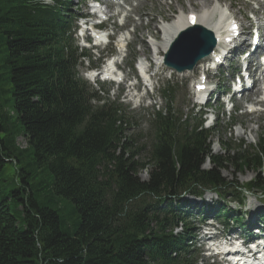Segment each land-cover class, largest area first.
Masks as SVG:
<instances>
[{
  "label": "trees",
  "instance_id": "16d2710c",
  "mask_svg": "<svg viewBox=\"0 0 264 264\" xmlns=\"http://www.w3.org/2000/svg\"><path fill=\"white\" fill-rule=\"evenodd\" d=\"M55 1L0 0V264H193L185 234L173 232L179 214L163 200L225 187L229 165L257 171L246 187L264 191V131L212 154V132L167 108L150 119L142 154L121 104H94L77 77L83 54Z\"/></svg>",
  "mask_w": 264,
  "mask_h": 264
},
{
  "label": "rangeland",
  "instance_id": "374dc122",
  "mask_svg": "<svg viewBox=\"0 0 264 264\" xmlns=\"http://www.w3.org/2000/svg\"><path fill=\"white\" fill-rule=\"evenodd\" d=\"M132 0H122V3L124 5H129ZM215 2H221V11L226 13L224 14L225 19H227L229 16H233L237 19H241L244 21V15L246 14V11L248 9L252 10L255 5L253 4H246L243 5L244 0H141L138 3L137 7V13L138 15L133 14V17L125 18L124 23H126V26L129 25L133 32H130V42L131 46L129 49V53L127 55V69H125V73L127 75H130V73L133 71L134 68L130 66V63L134 56H141V55H148V52L157 46L160 47V49L163 51V44L168 39L172 26H177L181 21L185 19L186 13L192 11L195 12L196 15L201 16L199 19L205 20V23H211L210 20H213V18H203L211 16V6H214ZM80 3V2H79ZM79 3L74 2L73 5L69 6L70 9L75 10L81 9V6ZM82 3V2H81ZM200 3V5H197ZM223 3V4H222ZM211 4V5H210ZM217 5V4H216ZM231 7V10L228 11V8ZM113 9H118L120 11H125L124 7L121 5L115 6ZM87 12L86 9L79 10L78 13H85ZM248 12V11H247ZM148 13V14H147ZM177 13V14H176ZM177 18H173L174 15H178ZM155 16L153 21L148 18L147 16ZM183 15V16H182ZM203 16V17H202ZM248 16V14H247ZM163 19L171 20L166 27L160 29V35L163 39L159 38H153V36H156L158 34V27L161 24V21ZM207 21V22H206ZM120 22H123L122 18L120 19ZM246 24V23H245ZM244 24V25H245ZM125 26V27H126ZM168 36H167V35ZM165 40V41H164ZM161 54L159 50L158 56ZM154 57V54H152ZM161 60V57L157 58L155 57V63ZM93 62V61H92ZM90 62V63H92ZM87 61H83L82 66L79 68V72L82 75L84 70V67L87 65ZM202 63V62H201ZM125 65V66H126ZM158 65V64H157ZM201 65V64H200ZM131 68H130V67ZM83 67V68H82ZM200 67V66H199ZM196 67L195 69H197ZM166 72V75L169 76V71L167 69L164 70ZM188 73V72H184ZM195 74L188 73V74H172V84L175 85L178 84V87H175V89L180 88L181 93L178 96L177 104L178 106H182V113H188L190 112L189 109H191L194 99L192 98V95L190 93L192 87L191 82H189V79L195 78L193 77ZM83 76V75H82ZM183 76L187 77L184 78ZM91 86L94 90H98L97 88L103 89L99 84L95 85L91 83ZM110 86L106 85L105 89H109ZM116 87L113 86V90L115 91ZM126 87L124 88V93H127L128 98H121L119 101H124V106L126 107L127 112L126 115L129 118V128L127 131V134L133 135L136 137L138 143L145 144L144 150L142 151V154H146L148 150V146L146 143L145 138L141 136V134L145 135V132L148 129V123H147V116L148 114L154 109H160L165 105V101L163 99L157 98L155 102L153 103V100H148L147 95L144 96L141 93L136 94V96H132V92L125 91ZM104 92H100L99 96L105 100L113 99V95L111 96L108 94V96L103 94ZM190 93V94H189ZM129 99L132 100V102L129 101ZM145 100L147 102H145ZM139 101V102H138ZM144 104L146 105V109H134L135 106L138 104ZM243 102H241V105ZM192 110V109H191ZM8 111H11V108L8 107ZM193 113L195 111L192 110ZM234 120L236 123V126H234L231 130L227 128L228 123ZM216 121H214L215 123ZM211 116H208V119L205 123V126L212 125L211 124ZM204 125V124H203ZM264 131V112H258L256 114H248L246 112V109H243V107H240V111H237L235 113H230V115H227V113L219 114L215 130L212 134V137L210 138V145H211V152L212 154H222L226 155L227 150H225L224 147H228V151L231 149H235L239 143H243L244 146H250L255 144L257 141L258 134ZM15 146L17 149H23L26 147V140L23 136L22 131H18L15 134L14 138ZM224 144V145H223ZM226 144V145H225ZM211 167L208 160L205 161L202 168L203 169H209ZM149 167L140 169L139 176L142 179H146L148 175ZM222 177L226 181H236L239 184H245L249 182L250 180H253L257 177V171H254L252 169H244L241 171H236L234 168H232L230 165L227 167V169L221 170ZM15 176V167L13 163H6L3 169V172L1 173V178H4L6 181L4 182L10 184L12 180H14ZM260 176L264 179V170L260 173ZM227 192V193H226ZM224 193L225 199L219 201V204L225 205L228 208H231L232 210H237L235 203L229 202L231 199L233 192L226 191ZM248 198H246V205L242 207L240 210L243 211H252L255 207H261L260 200L257 197H261L258 192L251 194H246ZM187 197L188 202L192 204L191 200L195 201H202L205 199V201H209L210 198L214 197L213 194L205 193V197L200 199L194 196L184 195ZM264 200V198H262ZM212 203L215 204L214 201ZM260 203V204H259ZM197 209L200 207V205L196 206ZM262 207H264L262 205ZM203 241V240H202ZM201 256V255H200ZM201 261H199L198 264H200Z\"/></svg>",
  "mask_w": 264,
  "mask_h": 264
},
{
  "label": "water",
  "instance_id": "95a60500",
  "mask_svg": "<svg viewBox=\"0 0 264 264\" xmlns=\"http://www.w3.org/2000/svg\"><path fill=\"white\" fill-rule=\"evenodd\" d=\"M213 45L214 41L210 32L198 31L197 27L189 28L181 33L172 45L167 62L175 69H190L198 59L208 54ZM181 60H184L181 66L174 63Z\"/></svg>",
  "mask_w": 264,
  "mask_h": 264
},
{
  "label": "bare ground",
  "instance_id": "6f19581e",
  "mask_svg": "<svg viewBox=\"0 0 264 264\" xmlns=\"http://www.w3.org/2000/svg\"><path fill=\"white\" fill-rule=\"evenodd\" d=\"M223 4V3H222ZM197 5H200V3H198ZM148 14V13H147ZM147 16V15H146ZM148 18H152L151 20L153 21V19L155 18V16H147ZM195 22H196V24H201V25H203V26H205L207 29H209L210 31H212V33L217 37L216 39H218L219 40V36H218V34H219V31H218V28H215V27H213L212 26V23H205V20H202V19H199V17H197V19L195 20ZM207 22V21H206ZM189 25V23L187 22V17L185 16V19L183 20V21H181L177 26H172V30H171V33H170V35H169V37H168V39L165 41V43L163 44V51H165L166 50V48H167V46H168V44L170 43V41L173 39V36L177 33V31L178 30H180V29H183L184 27H186V26H188ZM167 35V34H166ZM167 35V36H168ZM216 46H217V44H216ZM204 60V59H203ZM201 62H202V60H201ZM201 62H199L198 64H197V66L196 67H199L200 66V64H201ZM157 64L159 65V64H161V60H159L158 62H157ZM142 66H140V68H141ZM195 67V68H196ZM195 68L193 69V70H195Z\"/></svg>",
  "mask_w": 264,
  "mask_h": 264
}]
</instances>
